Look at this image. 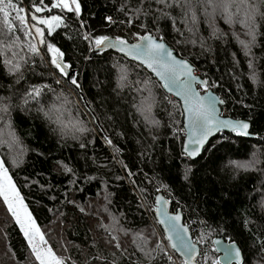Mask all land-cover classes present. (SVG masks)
Masks as SVG:
<instances>
[{
    "label": "trees",
    "instance_id": "1",
    "mask_svg": "<svg viewBox=\"0 0 264 264\" xmlns=\"http://www.w3.org/2000/svg\"><path fill=\"white\" fill-rule=\"evenodd\" d=\"M79 3V18L66 13L64 27L50 37L45 30L47 41L65 54L78 89L51 68L47 57H33L16 72L9 70L0 54V106L8 109L0 113V129L11 131L27 147L26 158L16 155L18 166L4 144H0V159L53 250L68 257V264H169L158 251L150 258L133 243L139 233L148 238L145 251L160 242L162 234L151 206L154 196L161 193L169 200L171 211L182 213L191 238L207 232L206 241L198 245L201 258L217 259L212 241L219 238L236 243L247 264H264L260 251L264 243V5L251 0L258 8L253 20L256 40L250 55L245 56L239 41L250 40L248 29L239 22H227L207 0H191L187 24L185 8L174 3L171 7L152 0ZM20 6L30 9V0H22ZM137 8L143 13L134 19ZM230 11L234 21L245 18L239 0ZM51 14L65 15L58 9L42 15ZM108 17L114 23L109 24ZM148 32L163 37L200 79L214 85L209 90L224 101L222 117L248 122V137L220 133L198 158L189 160L181 153V112L173 106L178 102L160 87L153 90L157 96L155 117L162 127L149 129L135 106L142 95L138 91L141 81L150 74L110 51L90 56L92 48L83 39L91 34L120 36L130 42L137 34ZM41 48L46 53V47ZM117 65L129 70L126 86L117 85ZM43 85L48 88L41 97L25 103L28 93ZM61 93L74 101L72 114L92 129L82 141L59 140L37 111ZM229 160L256 163L250 170H237L228 166ZM59 162L72 171L66 172ZM106 226L126 251L109 244ZM97 256L104 259H94ZM173 257L181 264L174 253ZM0 264H32L28 245L4 207H0Z\"/></svg>",
    "mask_w": 264,
    "mask_h": 264
},
{
    "label": "snow or ice",
    "instance_id": "2",
    "mask_svg": "<svg viewBox=\"0 0 264 264\" xmlns=\"http://www.w3.org/2000/svg\"><path fill=\"white\" fill-rule=\"evenodd\" d=\"M21 2L22 0H0V18H2V23H0V54H4V62L9 66V70L19 72L22 66L33 57L39 56L42 60L47 57V62L51 68L58 72L60 77L65 78V82H70L78 89L80 85L77 78L70 72L71 65L65 61V54L60 48L47 41L45 30L47 36L50 37L57 29L64 27L66 13H74L79 18L81 14L79 0H49V2H46V0H30V9L20 6ZM152 2L166 7H171L174 3L185 8L184 22L187 24L188 12L191 11V0H171V3L170 0H152ZM207 3L213 7L214 12H221L227 22H239L248 29L246 34L250 37V40H240L239 43L245 50V56H249L251 45L256 40L253 20L258 8L251 3V0H239V3L244 5L245 18L234 21V13L230 9L235 0H207ZM260 4L264 5V0H260ZM125 7L127 6L122 7L121 11H124ZM57 9L65 15H42ZM135 12L137 16L134 19L138 18L143 10L137 8ZM163 15L167 16L168 14L163 13ZM107 21L109 24L114 23L111 17H108ZM191 22L193 24L196 22L195 12L191 13ZM145 31H147V28H145ZM188 31H192L191 26L188 27ZM157 32H159V29H157ZM17 33H22V36L17 35ZM214 35H216L215 32ZM83 39L89 42L94 52L115 49L124 57L136 62L138 67L148 70L151 75H146L141 81L142 84H145V87L138 89L142 95L147 92L150 97L152 88L160 87L179 98L180 103L173 106L179 108L181 114L185 116L183 128L187 140L183 144V154L186 157L196 158L200 156L209 139L225 130L234 133L237 137H248L250 135L248 122L221 118L222 114L218 112L217 105L223 104L224 101L212 95L209 91L210 87L214 85H210L207 80L199 79L194 75V68L191 64L184 58H178L164 42L163 37L158 39L155 34L148 32V34H137L135 43H130L120 36L113 39L106 35L93 36L85 34ZM192 42L195 43V41ZM41 46L46 47V53H42ZM248 66L253 69L252 79L255 82L254 62L250 60ZM116 67L120 73V81H126L128 73L125 68L122 65ZM153 76L155 79L152 78ZM57 83H60L59 79H57ZM147 85H151V87H147ZM47 88L48 85L34 87L28 93L25 103L29 99L37 100ZM201 90L204 94H201ZM61 95L63 93L57 95L56 99L59 100ZM65 100H67V97H65ZM169 103H172V101L169 100ZM7 111L6 107L0 106V113H6ZM2 119L3 117L0 116V120ZM5 127L10 128V125ZM3 136L4 131L0 129V144L5 142L2 139ZM7 136L11 143H16L14 133L8 131ZM105 139L109 145L112 144L110 139L107 137ZM19 162L18 157L13 158V164L18 166ZM59 163L66 172L72 171L63 162ZM255 163V160H229L228 166L237 170H250ZM157 190L159 191V188ZM0 199L3 202L0 207H4L6 214H10L27 242L32 264H68V257L58 255L53 250L46 234L37 224L32 212L29 210V206L25 203L24 197L13 182L3 159H0ZM168 206L169 200L163 195L155 196L151 210L155 212L156 223L163 227V234L160 242L156 243L155 248L150 251H145L149 243L148 238L143 233L135 235L133 243L138 246L139 250L150 258L154 251H158L167 257L169 264H175L173 253L180 254L182 257L181 264H221L219 259L210 258L207 255L201 258L198 245L206 241L207 232H204L198 239L191 238L189 235L190 226L182 222L179 212L170 213ZM80 211L83 212L84 209L81 207ZM115 220L116 218L113 217L114 222ZM105 230L109 232V244L117 250L126 251V249H123L119 237L112 234L110 226H106ZM164 241H167V245ZM212 243L216 246V251H223L225 264H247L242 255V250L236 243L222 244L219 240H214ZM260 251L262 253L261 258L264 259V243L260 245ZM94 259L99 261L104 258L97 256Z\"/></svg>",
    "mask_w": 264,
    "mask_h": 264
},
{
    "label": "clouds",
    "instance_id": "3",
    "mask_svg": "<svg viewBox=\"0 0 264 264\" xmlns=\"http://www.w3.org/2000/svg\"><path fill=\"white\" fill-rule=\"evenodd\" d=\"M127 73L129 72L127 66H123ZM120 73L118 71L117 85L119 87L126 86V81H120ZM145 84H141L140 88H144ZM151 87V85H147ZM152 88V94L149 97L148 93L145 92L141 95L136 102V112L141 120L149 127L160 128L162 123L159 122L155 117V108L157 105V96ZM74 101L69 102L65 100V95H61L60 99L56 98L50 102L47 106L41 105L37 111L42 114L43 119L47 122L49 129L55 137L59 140H72V141H82L92 129L87 123L80 120L78 117L72 114V105ZM7 108V107H6ZM16 143H11L7 136V131H4V136L2 139L5 141L3 144L10 149V155L16 157L17 153L26 158L27 147L22 143V141L15 136Z\"/></svg>",
    "mask_w": 264,
    "mask_h": 264
},
{
    "label": "water",
    "instance_id": "4",
    "mask_svg": "<svg viewBox=\"0 0 264 264\" xmlns=\"http://www.w3.org/2000/svg\"><path fill=\"white\" fill-rule=\"evenodd\" d=\"M135 42H136V39L130 41V43H135ZM104 51H110V52H112V53H114V54H116V55H118V56L124 58L125 60H128V61H130V62L136 64V62H133L130 58H126V57H124L123 54L117 52L115 49H107V50H104ZM99 52H102V51H95V52H94L93 49H92L89 55L91 56V55H93V54H97V53H99ZM173 52H174V51H173ZM174 54H175L178 58H181V57H179L175 52H174ZM136 65H137V64H136ZM191 66H192V65H191ZM192 67H193V66H192ZM193 68H194V67H193ZM144 70H145L148 74L151 75V73H150L148 70H146V69H144ZM194 75H196V76L199 78V76H198L195 72H194ZM153 78L155 79L154 76H153ZM199 79H200V78H199ZM161 89L163 90V92H164L165 94L171 96V97L174 98L178 103H180L179 98L173 96L171 93H168L167 90H165V89H163V88H161ZM209 91L211 92L212 95L218 97L214 92H212L211 90H209ZM201 94H204V92L201 91ZM218 98H219V97H218ZM221 106H222V104H218V105H217L218 112H220V107H221ZM181 118H182V128H183V125H184V123H185V116L181 114ZM221 118H225V117H222V116H221ZM226 119H229V118H226ZM242 121H243V120H242ZM245 122H246V121H245ZM222 133H228V134H232V135H234V133H231V132H229V131H227V130L223 131ZM218 134H220V133H217L215 136H217ZM215 136L211 137V138L209 139V141H210L212 138H214ZM186 140H187V136H186L185 131H184V128H183V138H182V144H181V153H182V154H183V144L186 142ZM209 141H208V142H209ZM183 155H184V154H183ZM184 157H186V156L184 155ZM198 157H199V156H198ZM198 157H196V158H198ZM186 158H188V157H186ZM196 158H188V159H189V160H195ZM156 195H163V194H161V193H157ZM156 195H155V196H156ZM155 196H154V199H155ZM163 196H164V195H163ZM154 199H153L152 206L154 205ZM168 210H169L170 213H176V212H179V213L181 214V217H182V213H181L179 210L171 211V209H170V204H169V206H168ZM152 214H153V218H154V217H155V212H154V210H152ZM154 220H155V218H154ZM155 222H156V220H155ZM182 222H183V217H182ZM156 225L158 226V228H159L161 234H163V227H162L161 225L157 224V223H156ZM189 235H190V234H189ZM190 237H191V236H190ZM214 240H219L222 244H228V243L222 241V240L219 239V238H216V239H214ZM214 240H213V241H214ZM166 243H167V241H166ZM212 245H213V249L215 250L216 246H215L213 243H212ZM198 251H199V248H198ZM215 252H216L217 255H218V256H217V259H219V260L221 261V264H225V261H224V259H223V251H222V250H221V251H216V250H215ZM174 254H175V255H176V256L182 261V257L180 256L179 253H174Z\"/></svg>",
    "mask_w": 264,
    "mask_h": 264
},
{
    "label": "built area",
    "instance_id": "5",
    "mask_svg": "<svg viewBox=\"0 0 264 264\" xmlns=\"http://www.w3.org/2000/svg\"><path fill=\"white\" fill-rule=\"evenodd\" d=\"M164 243H165V245H167L166 241ZM169 251H171V250H169ZM174 260H175V264H178V262L175 258H174Z\"/></svg>",
    "mask_w": 264,
    "mask_h": 264
},
{
    "label": "rangeland",
    "instance_id": "6",
    "mask_svg": "<svg viewBox=\"0 0 264 264\" xmlns=\"http://www.w3.org/2000/svg\"><path fill=\"white\" fill-rule=\"evenodd\" d=\"M51 15H53V14H51ZM18 227V226H17ZM19 228V227H18ZM22 234V233H21ZM23 236V235H22ZM24 237V236H23ZM25 239V238H24ZM26 241V240H25ZM27 243V242H26Z\"/></svg>",
    "mask_w": 264,
    "mask_h": 264
}]
</instances>
